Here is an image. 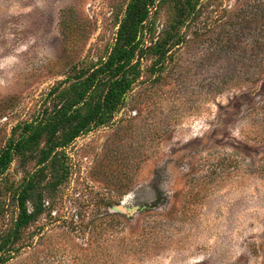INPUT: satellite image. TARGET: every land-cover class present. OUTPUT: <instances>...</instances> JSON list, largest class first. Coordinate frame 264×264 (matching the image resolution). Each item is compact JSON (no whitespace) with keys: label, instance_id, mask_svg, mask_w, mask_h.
<instances>
[{"label":"rangeland","instance_id":"374dc122","mask_svg":"<svg viewBox=\"0 0 264 264\" xmlns=\"http://www.w3.org/2000/svg\"><path fill=\"white\" fill-rule=\"evenodd\" d=\"M129 0H0V151L116 43ZM114 119L66 149L67 180L5 264H264V0H202ZM157 33L173 12L154 17ZM0 182V243L14 194Z\"/></svg>","mask_w":264,"mask_h":264},{"label":"trees","instance_id":"16d2710c","mask_svg":"<svg viewBox=\"0 0 264 264\" xmlns=\"http://www.w3.org/2000/svg\"><path fill=\"white\" fill-rule=\"evenodd\" d=\"M202 0H129L116 43L107 56L79 71L61 90L53 88V102L36 120L25 122L0 151V182L17 159L35 162V168L14 194L18 215L0 243V264L7 263L26 240L24 231L46 211L45 196L67 180L66 149L80 136L108 125L123 106L141 74L142 62L156 58L164 67L169 52L180 44L181 29L199 14ZM167 7L174 21L156 40L154 17Z\"/></svg>","mask_w":264,"mask_h":264}]
</instances>
